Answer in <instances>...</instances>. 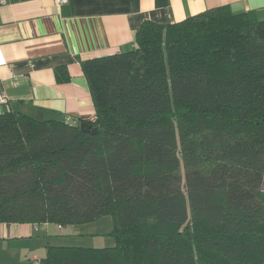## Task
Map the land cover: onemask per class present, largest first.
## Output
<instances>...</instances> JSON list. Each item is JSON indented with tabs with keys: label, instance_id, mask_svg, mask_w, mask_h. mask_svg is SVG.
Here are the masks:
<instances>
[{
	"label": "trees",
	"instance_id": "16d2710c",
	"mask_svg": "<svg viewBox=\"0 0 264 264\" xmlns=\"http://www.w3.org/2000/svg\"><path fill=\"white\" fill-rule=\"evenodd\" d=\"M135 43L82 63L97 133L0 111V224L114 217V246L40 264H264V20L219 6Z\"/></svg>",
	"mask_w": 264,
	"mask_h": 264
},
{
	"label": "crops",
	"instance_id": "0c3cea01",
	"mask_svg": "<svg viewBox=\"0 0 264 264\" xmlns=\"http://www.w3.org/2000/svg\"><path fill=\"white\" fill-rule=\"evenodd\" d=\"M219 6L264 20V0H68L60 6L55 0H12L0 6V92L9 99L4 107L40 120L92 122L96 109L83 61L133 48L145 22L173 24ZM39 224L46 231L55 223H1L0 238L29 244ZM55 225L59 240L64 227ZM50 239L46 245H74ZM45 256L24 257L20 264H40Z\"/></svg>",
	"mask_w": 264,
	"mask_h": 264
},
{
	"label": "rangeland",
	"instance_id": "374dc122",
	"mask_svg": "<svg viewBox=\"0 0 264 264\" xmlns=\"http://www.w3.org/2000/svg\"><path fill=\"white\" fill-rule=\"evenodd\" d=\"M8 107L0 106V110ZM42 224L37 226V232H31L32 240L29 244L12 243L9 240L0 238V261L8 264H20L24 257H35L38 255H45L47 250L46 242L50 236L52 242L73 243L76 246L84 245L90 247H108L114 246L116 243L115 237L111 235L114 228V217L112 215H105L95 221L85 223H75L63 226L59 240L56 238L55 231L58 229L57 225L50 224L48 226V235ZM0 228H3L0 226ZM56 228V230H55ZM29 240V238L23 241Z\"/></svg>",
	"mask_w": 264,
	"mask_h": 264
},
{
	"label": "built area",
	"instance_id": "2783aa9c",
	"mask_svg": "<svg viewBox=\"0 0 264 264\" xmlns=\"http://www.w3.org/2000/svg\"><path fill=\"white\" fill-rule=\"evenodd\" d=\"M12 0H0V6L11 2ZM68 0H55V3L60 6L66 3ZM9 102L7 94L5 92H0V106H4Z\"/></svg>",
	"mask_w": 264,
	"mask_h": 264
},
{
	"label": "water",
	"instance_id": "95a60500",
	"mask_svg": "<svg viewBox=\"0 0 264 264\" xmlns=\"http://www.w3.org/2000/svg\"><path fill=\"white\" fill-rule=\"evenodd\" d=\"M80 129L86 133H97V128L92 125V123L88 121H82L80 123Z\"/></svg>",
	"mask_w": 264,
	"mask_h": 264
}]
</instances>
